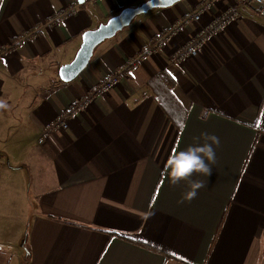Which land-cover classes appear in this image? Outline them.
Listing matches in <instances>:
<instances>
[{
	"label": "crops",
	"instance_id": "crops-1",
	"mask_svg": "<svg viewBox=\"0 0 264 264\" xmlns=\"http://www.w3.org/2000/svg\"><path fill=\"white\" fill-rule=\"evenodd\" d=\"M127 1L0 0V100L8 104L0 119L23 124L14 141L36 139L18 165L9 154L0 165V264H264V18L239 6L237 21L175 62L177 45L238 1L216 0L200 22L188 19L146 54L202 0L153 8L61 81L58 68L82 33ZM130 60L125 78L38 142L47 121ZM205 132L219 137L216 163L191 177L206 186L181 202L189 185L165 179L164 163L174 149L203 144Z\"/></svg>",
	"mask_w": 264,
	"mask_h": 264
},
{
	"label": "built area",
	"instance_id": "built-area-1",
	"mask_svg": "<svg viewBox=\"0 0 264 264\" xmlns=\"http://www.w3.org/2000/svg\"><path fill=\"white\" fill-rule=\"evenodd\" d=\"M216 0H202L195 5L191 15L188 18L174 20L167 29H165L153 41V44L146 47L144 53L153 54L162 49L168 43L172 42L181 32L184 24L188 19L195 22H200L201 17L209 10ZM237 5L227 6L219 12H213L209 20L200 25L194 33L185 40L184 43L177 45L171 55V59L175 62H180L188 57L198 54V52L205 46L208 39L216 34L222 32L229 24L235 22L239 18L240 7H252L257 14L264 18V0H237ZM72 6L62 9L61 14H68L71 12ZM135 64V60L127 61L126 64L120 68L112 71L108 76L103 78L95 85L94 90H90L86 95L72 103H70L63 111L59 112L54 118L47 121L42 129V135L38 142L42 141L43 136L48 135L52 131L66 130L68 128L67 117L73 115L75 112L84 110L93 98L98 94L106 93L111 87L118 84L121 79L125 78L129 69Z\"/></svg>",
	"mask_w": 264,
	"mask_h": 264
},
{
	"label": "clouds",
	"instance_id": "clouds-1",
	"mask_svg": "<svg viewBox=\"0 0 264 264\" xmlns=\"http://www.w3.org/2000/svg\"><path fill=\"white\" fill-rule=\"evenodd\" d=\"M8 104L0 100V109L6 110ZM204 143H196L184 150L174 149L164 163L162 174L172 185L186 181L189 190L184 193L183 200L191 201L196 198L198 191L205 187L204 181L192 180L194 174H211L212 166L216 163L215 147L220 144L219 137L214 134L203 133Z\"/></svg>",
	"mask_w": 264,
	"mask_h": 264
},
{
	"label": "water",
	"instance_id": "water-1",
	"mask_svg": "<svg viewBox=\"0 0 264 264\" xmlns=\"http://www.w3.org/2000/svg\"><path fill=\"white\" fill-rule=\"evenodd\" d=\"M180 0H145L139 4L122 8L96 28L86 30L81 35V43L73 59L58 68V77L63 82L73 80L88 64L95 47L103 40L127 26L132 19L153 8L170 7Z\"/></svg>",
	"mask_w": 264,
	"mask_h": 264
},
{
	"label": "rangeland",
	"instance_id": "rangeland-1",
	"mask_svg": "<svg viewBox=\"0 0 264 264\" xmlns=\"http://www.w3.org/2000/svg\"><path fill=\"white\" fill-rule=\"evenodd\" d=\"M9 124L3 125L2 118L0 119V165H6L7 154L11 156L9 163L11 165H18L21 158H27V152L30 149V144L36 145V139L31 138V141H14L13 137L15 134L23 133V124L15 117L8 118ZM25 151V154L19 158V153ZM18 254L25 256V248H18ZM11 264H24L23 259L18 261L13 257Z\"/></svg>",
	"mask_w": 264,
	"mask_h": 264
},
{
	"label": "trees",
	"instance_id": "trees-1",
	"mask_svg": "<svg viewBox=\"0 0 264 264\" xmlns=\"http://www.w3.org/2000/svg\"><path fill=\"white\" fill-rule=\"evenodd\" d=\"M138 1H140V0H128L125 4H124V6H122V7H118V8H116L110 15L111 16H113V15H115V14H117L122 8H124V7H127V6H132V5H136L137 3H138ZM161 76L160 77H164L165 76V74H160ZM164 105H166V110H170L171 111V107H170V103H169V101H167V100H160ZM180 125L181 124H179V127H180ZM108 233H113V234H118V233H114V232H108Z\"/></svg>",
	"mask_w": 264,
	"mask_h": 264
}]
</instances>
